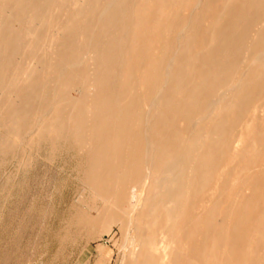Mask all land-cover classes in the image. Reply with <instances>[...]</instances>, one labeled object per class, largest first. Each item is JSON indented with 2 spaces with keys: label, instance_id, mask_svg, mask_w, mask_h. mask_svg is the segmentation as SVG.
Segmentation results:
<instances>
[{
  "label": "rangeland",
  "instance_id": "374dc122",
  "mask_svg": "<svg viewBox=\"0 0 264 264\" xmlns=\"http://www.w3.org/2000/svg\"><path fill=\"white\" fill-rule=\"evenodd\" d=\"M3 1L0 0V3ZM76 1L37 0L38 6L34 8V12L36 11L37 15L47 14V17L43 21H36L35 24L23 25L19 30L24 36L34 33V45L28 47L26 44L29 41L22 37L16 42H11V50L6 51L8 59L5 60L0 73L3 77L17 79V83L7 86L5 80L0 86V264H131L129 260H125L126 254L122 253L126 237L117 225L106 223L108 217L120 216L114 208H108L102 198L109 193L111 184L124 188L126 183L139 180L143 172L144 158L148 155L151 161L148 159L147 163L150 165L181 167L194 147L198 146L197 134L200 136L207 128L211 138L208 141L210 148L207 150L209 165L205 172L216 168L215 161L218 157L228 156L233 151L232 146L231 150L227 146L228 141L224 135L238 136L247 126H258L259 136L254 140L249 139V144L242 149L241 159L235 164H225L217 169L220 175L217 185L214 183V177H209L207 183L203 184L208 188L216 187L217 191H209L197 201L190 198L189 216L184 226L187 241L181 247L177 264H264V113L260 103L264 98V0H173L175 3L170 0L171 6L169 0H139V14L131 16L130 24H134L138 19L142 28L153 20L155 15L159 16L161 21L157 22L156 27L166 39L162 44L163 51H149L142 57L145 60L161 58L160 63L152 69H158L172 61L176 62L172 74L167 80H163V87L167 85L162 92H157V86L152 88L155 80V85H161V74L158 75L160 78L148 81L146 89L133 88L134 91L130 92L125 90L127 87L124 88L123 82L109 84L104 77L96 82L89 81L83 88L71 84L66 88H59V80L56 79L54 84V75L40 74L45 68L44 64L51 57L50 45L57 32L48 15L55 11L54 16H57V9H60L59 14L74 15L77 12L74 5ZM166 1L168 5H165ZM194 5L195 8L198 5L199 7L194 9ZM189 7L191 12L187 10ZM188 12L190 14H187ZM159 13L166 16H160ZM189 19L192 21L187 24ZM173 23L175 26L172 27ZM184 24H193V28L182 30ZM6 27L11 30L13 28L14 32L18 30V25L14 23L5 24L2 28L5 30ZM184 34L186 37L183 39ZM152 36L147 34L145 38L151 39ZM256 37H260L261 41L258 39L259 43L253 52L255 57L252 59L246 55V50L255 42ZM182 39L185 45L178 49ZM156 40L160 42L158 37ZM3 51L0 50L1 58ZM209 67L212 69L208 70ZM156 69L153 70L156 72ZM80 70L85 71L83 68ZM27 71L35 73L36 76L40 74V78L24 82L22 74ZM133 76L132 74L129 79ZM170 78L173 82L169 81ZM38 83L40 84L37 85ZM45 84L50 85L47 87L48 92L43 89L42 85ZM102 85L105 88H102ZM108 86L113 87L114 89H111L115 92L109 91ZM37 88L40 92L36 91ZM30 89H35L34 93L29 92ZM53 89L54 92L51 91ZM259 89L262 91L258 92ZM22 93L30 97L27 98ZM43 93H46L44 98ZM60 93L64 95L61 96ZM47 94L53 95L54 101L52 96L48 99ZM65 95L69 98V103ZM105 96L110 99L109 103ZM23 98H27L26 101H22ZM45 98L47 102L44 104ZM32 99L38 102L34 104ZM98 100H102L100 106ZM31 101L34 110L30 107ZM106 102L108 104H105ZM218 103H222V107L214 115L213 111ZM242 103L248 105L241 107ZM41 104L43 107L38 109ZM228 105H232L231 109H228ZM22 106L24 111L21 110ZM2 109L8 111L9 115L11 112L10 117L7 113L4 115ZM30 109L38 111L36 113ZM112 110L115 115L109 116L108 112L111 113ZM20 112L24 113L20 115ZM43 112H47L44 113L45 117L41 115ZM60 112H65L62 115L65 114L71 119L64 123L62 116H59ZM150 114L154 117L148 118ZM26 117L29 123L27 126ZM38 118L39 120H36ZM141 120L144 121L143 125ZM66 124H70L72 129L69 130ZM103 125L105 130H102ZM41 126L57 131L59 137L49 134L48 131L42 132ZM100 130L101 134L106 133V140L99 134ZM93 133L98 135L97 137L101 136L103 143L99 142L97 137L92 138ZM145 140H152L153 146L151 143L150 146L147 145ZM121 142L123 145L120 147ZM90 146L96 147V152ZM147 146L153 151L147 149ZM91 150L94 153L89 152ZM111 152L114 155H111ZM108 155L109 157H106ZM88 164H93L94 166L89 167L95 168L88 169ZM248 169L250 175L240 180L237 176L243 173L241 170ZM87 170L93 172L90 174ZM189 170L190 168H187L184 171L185 183L190 180ZM102 173H106L104 178ZM85 182L91 186L94 183H104L105 187L102 185L98 189L102 194L97 196L93 192L94 186L90 189L91 186ZM246 187L250 190H246ZM212 194H215V205L200 209ZM117 196L127 198L131 193L119 190ZM198 215H201L200 218ZM222 218L225 219L223 222ZM196 232L202 234L204 242L201 252L194 256L192 251L196 249Z\"/></svg>",
  "mask_w": 264,
  "mask_h": 264
},
{
  "label": "bare ground",
  "instance_id": "6f19581e",
  "mask_svg": "<svg viewBox=\"0 0 264 264\" xmlns=\"http://www.w3.org/2000/svg\"><path fill=\"white\" fill-rule=\"evenodd\" d=\"M138 1L139 0H77L76 4H74L77 7V12L74 15H66V13H65V15L59 14L60 9H57V12H58L57 16H54L55 11L50 12L49 13L50 15H48L49 19H50V21H53L52 24H54L57 32L55 34V39H53V41L50 45V49H51L50 51H52V52H50L51 57L49 58V61H47L44 64L45 68H44V70L41 71L40 74L43 75L44 73H46L49 75L51 74V75L56 76V77L52 76V78L53 79L55 78V80H53L54 82L56 81V79L59 80V82H60V85H58L59 88H66L70 84L73 86L76 85V86L83 88L84 86H86V84L89 81L90 82H94V81L96 82L97 80H100V78L104 77V78H106V82H109V84H113L116 82L117 83L123 82V86H124V88L127 87L125 90L128 89L127 90L128 92H130V90L134 91L133 88H138L139 90L140 89H146L148 87V85H147L148 81H151V79L154 80L156 78L161 77V82H162L161 85L160 84L155 85V83L157 81V80H155V81H153L154 84H153L152 88L154 89V87L157 86V88H158L157 92H160V91L162 92V89H164V87H166V85H167L166 84L163 87V82H164L163 80H167L168 79L167 77L172 74V72L175 68L176 62L174 63L172 61L170 63L165 64V66L163 65L164 67L163 66L158 67V69L153 68V69H156V72H155V70H153L152 67L154 65H157L158 63H160L161 58L160 59L155 58V59H151V60H145L142 57L143 54H145L149 51L150 52L151 51H154V52L157 51V53L163 51L164 45H162V44L165 42L166 39L163 36L164 34L162 35V32L160 31V29H158L156 27L157 22L161 21V20H159V16L156 17V15H155L152 18L154 21L150 19L151 21L148 22L147 24H145L144 27H142V28H141V24L138 21V19H136L134 24H130L129 20H130L131 16L132 15L137 16L139 14V12H137V7L139 5ZM174 1L172 0V2H174ZM39 2H40V0H39ZM168 2H170V0ZM184 2H185V0H184ZM165 3H166L165 5H168L167 1ZM37 4H38L37 0H4L3 2L0 3V50L5 51V52L3 51V53H4L3 57L2 58L0 57L1 58L0 59V72H1V69L3 68L5 60L8 59V57L6 56L7 55L6 51L11 50V49H9V48H11V47H9L11 42H16L17 40H19L23 37L22 39H26L29 41L28 44H26L28 47L34 45V40L36 38L35 34L34 33H27L24 36L21 32H19V30H20V28L23 27V25L35 24L36 21H43L47 17V14L37 15L36 11L34 12V10H35L34 8H36L38 6ZM156 4H158V3L156 2ZM169 5L171 6L172 3ZM147 6H148V3H147ZM69 7H70V5H69ZM197 7H199V5ZM196 8L194 5V9H196ZM178 9H179V7H178ZM187 10H190V7L187 8ZM146 11L147 10H145V12ZM192 11H193V9H192ZM176 12H177V10H176ZM190 12H191V10H190ZM153 13H155V12H153ZM150 14H151V12H150ZM159 14H161L160 16H162V15L166 16L165 14H162V13H159ZM182 14H184V13L182 12ZM187 14H190V13L188 12ZM114 17H115V19H114ZM173 17H174V15H173ZM163 18H166V17H163ZM217 18H219V17H217ZM164 21H165V19H163V22ZM169 21H170V19H169ZM189 21H190V19L188 20L187 24L189 23ZM11 23L18 25V30L15 28L16 30L14 32L13 28H12V30H11V28L8 29L7 27H6L7 29L5 28V30L2 28L3 25L11 24ZM166 23H168V22H166ZM174 23H173L172 27L175 26ZM160 24H161V22H160ZM187 24L182 25L181 29L187 31L188 29L191 30L193 28L192 27L193 24H191L192 26L187 25ZM165 25L166 24H164V28L166 27ZM130 27H131V29H130ZM241 30H243V29H241ZM147 34L153 35L152 38L146 39L145 36ZM156 37L159 38L160 42L156 40ZM185 37H186V35L184 34L183 39ZM183 39L179 42V44L177 46L178 49L179 48L181 49L185 45V41L182 42ZM258 39H259V41H261L260 37H256L255 42L252 43L250 45V47H248V49L246 50V55L251 57L252 59L255 57V54L253 52L256 50V47L259 43ZM176 42H177V40H176ZM189 42H190V40H189ZM52 46H54V47H52ZM178 49H176V50H178ZM138 50H139V52H137ZM170 51H171V49H170ZM153 55L151 57H153ZM259 57H260V54H259ZM10 61H12V59ZM6 63H8V62H6ZM82 65H83V67H82ZM263 65H264V62H263ZM81 68H83V70H85V71H81L80 70ZM8 69L10 70V68H8ZM211 69H212V67L211 68L209 67L208 70H211ZM77 70H80V71H77ZM104 72L107 74V77H105L106 74H104ZM40 74L38 76H40ZM132 74L134 75L133 78L129 79V77ZM158 75H160V77ZM38 76H36V74L33 72L31 73V72L27 71V72L22 74V79L24 82L27 83L31 80L32 81H34L35 79L38 80V78H40ZM172 78L169 79L170 82L173 80ZM5 80H6V83H5ZM4 83L7 84V86L10 84H16L17 79H13V78L9 79V78L3 77L2 74L0 73V86L3 85ZM39 84L40 83H38L37 85H39ZM47 84L42 85L43 89L47 90V87L50 86ZM54 84H56V82ZM54 84H52V85H54ZM103 85H102V88H105V87H103ZM109 87L110 86H108L107 88H109ZM33 88H34V86H33ZM39 88H40V86H39ZM111 88H113V87H110L109 91L114 93L115 91L112 90ZM19 89H21V87ZM71 89H68V90H71ZM33 90L35 91V89H32V90L30 89L29 92H31ZM63 90H61V92ZM148 90H149V88H148ZM34 91L32 93H34ZM36 91H38V88ZM51 91L54 92L55 90L53 89ZM107 91H108V89H107ZM244 91H246V90H244ZM261 91L262 90H260L258 92H261ZM38 92H40V91H38ZM46 92H48V90ZM111 92H110V95H111ZM229 92H230V90H229ZM67 93H68V91H67ZM79 93H80V91H79ZM117 93H118V91H117ZM117 93H116V96H117ZM22 95H25V94L22 93ZM45 95H46V93L43 95V98L45 97ZM60 95L63 96L64 94L60 93ZM158 95H160V94H158ZM47 96H48V99H50L49 96L50 97L52 96V99L54 97L53 95H50V94L49 95L47 94ZM107 96H105V97H107ZM114 96H115V94H114ZM254 96L255 95H253V97ZM26 97L29 98L30 96H26ZM111 97H113V95H111ZM128 97H129V95H128ZM24 98L22 101H26L27 98L25 100H24ZM46 98L44 100V104H45V101L47 102ZM65 99H68V103H69V98L66 97V95H65ZM115 99H116V97H115ZM32 100H34V104L38 102L37 100L35 101V99H32ZM105 100H106V98H105ZM105 100H103V102H102L103 104H104ZM107 100L109 103L110 99L108 98ZM134 100L132 102H134ZM220 100H221V98H220ZM242 100H243V98H242ZM53 101H54V99H53ZM100 101H102V100H98L99 104H98V102H96L99 106H100ZM111 101H112V99H111ZM31 102H32V104L30 105V107H31V109H33V106H32L33 101H31ZM151 102L154 103V101H151ZM108 103L106 102L105 104H108ZM112 103L109 105L111 106ZM260 103H261V107H262V113H264V98ZM27 104L29 105V102ZM19 105H20V102L18 103L17 106L19 107ZM28 105H27V107H28ZM113 105H115V104L113 103ZM246 105H248V103H242L240 106L244 107ZM34 106H36V105H34ZM231 106L232 105H228V109H231L230 108ZM41 107H43V105L38 107V109H40ZM50 107H52V105ZM101 107H98V108H101ZM145 107H146V105H145ZM221 107H222V103H218V106L215 108V111H213V114L215 115L216 113H218L220 111ZM23 108H24V106H22L21 110ZM104 108H105V106H104ZM104 108H103V110H104ZM115 108L117 109L116 106H115ZM156 108L154 110H156ZM31 109H30V111L34 110V109L31 110ZM48 109H50V108H48ZM108 109H110V108L108 107ZM112 109H113V107H112ZM6 110H8V108ZM132 110H133V108H132ZM146 110H147V108H146ZM14 111H16V110H14ZM17 111H18V108H17ZM23 111H24V109H23ZM35 111H36V109H35ZM35 111H33V112H35ZM37 111H36V113H37ZM94 111H96V110H94ZM113 111L114 110H112V112L110 111L111 113L108 112V115L114 114ZM7 112L8 111H4V113H5L4 115H6ZM51 112H52V109H51ZM66 112H68V111H66ZM104 112H105V110H104ZM9 113L11 115V112H9ZM23 113L20 112V115ZM44 113L45 112H43V114H41V115H44ZM63 113H65V112H63ZM63 113L60 112L59 116H62L63 121L65 123V121L67 122V120H70L71 118L67 117L65 114L62 115ZM120 113H121V111H120ZM147 113H149V111ZM153 113L155 115V111ZM31 114H34V113H31ZM45 114H47V112ZM91 114L92 113H90V116H91ZM142 114H143V112H142ZM10 115L8 117H10ZM154 115L150 114V116L148 118H153ZM118 116H119V114H118ZM142 116H144V115H142ZM151 116H153V117H151ZM27 117H29V116H27ZM27 117H26L25 121H27ZM44 117H45V115H44ZM55 117H57V116H55ZM2 118H3V120L5 119L3 116H2ZM141 119H142V117H141ZM182 119H184V118H182ZM23 120H24V118H23ZM36 120H39V118ZM51 120H53V118ZM92 120H93V118H92ZM9 121L10 120L8 119V122ZM105 121H104V123H105ZM109 121H110V119H109ZM152 121H153V119H152ZM2 122L4 123V121H2ZM6 122H7V120H6ZM6 122H5V124H6ZM12 122L14 123L15 120ZM23 122L24 121H22V123ZM36 122H35V126H37V123L39 124V122H37V123ZM143 122L144 121L141 120L142 125H143ZM146 122H147V120H146ZM157 122H155V123H157ZM230 122H231V120H230ZM3 123H2V125H5ZM89 123L91 124V122H89ZM28 124L29 123L27 121V124H25V126H27ZM148 124H146V125H148ZM215 124H217V123H215ZM121 125H120V127H122ZM15 126H16L15 129H16L17 125L15 124ZM105 126H107V124ZM262 126L263 125H261V127ZM66 127L68 129L69 128L72 129L70 124H66ZM102 127L104 128V125ZM108 127H109V125H108ZM120 127H119V129H120ZM124 127L127 128V126H124ZM233 127H231V128H233ZM76 128H77V126H76ZM113 128H114V124H113ZM126 128L124 131L127 130ZM23 129H20V131ZM34 129L35 128H33V131H34ZM40 129L42 130V132L48 131L49 134H52L55 137H59L57 131L52 130L50 128H47L46 126H43V127L41 126ZM102 130H105V128ZM108 130H110V129L108 128ZM31 131L32 130H30V132ZM167 131H169V130H167ZM186 131H188V130H186ZM90 132H92V131H90ZM119 132L121 133L122 131L119 130ZM143 132L145 133L148 131H143ZM258 132L260 133V131H258V126H253V127L247 126V128H245L244 132H241L238 136L231 137L228 135H224V137L228 141L227 146L230 147V150H231V146L233 148L232 154H230L228 156H221L220 158L218 157V159L215 161L216 162L215 163L216 168L210 169V170L205 172V168L209 165V164L207 165V162H208L207 150H208V148H210V145H208V141L211 138V135L209 133V128H207L203 133L200 134V136L197 134L198 146L194 147L195 149L192 150L191 155H189V157L187 158V161H184L182 163L181 167L175 168L174 165H169L170 167H160V165H156V164L150 165L147 163L148 159H150V158H148V156H149L148 155L146 157V159L144 158L146 165L144 163V166L142 167L143 172H142V174H140L139 180H136L135 182L133 181V182L126 183L124 188H122L121 186L119 187V185H116L114 183L111 184L110 189H108L109 193H106V195H103L102 198H103V201L106 204V206L108 208H114L116 211H118V214L120 216H110V217H108V219H107L108 222L106 221V223L117 225L120 228L122 235L124 237H126V242L124 243V245L122 247L124 249V250H122V253L124 252V255L126 254L125 260H129V262H131V264H152L154 262H158V263H162V264H177L179 253L182 250L181 247H183L187 241L185 238L184 226H185V223L187 222V218L189 216L188 208L191 205V199L197 201V199L200 196L204 197L209 191L216 192L217 191L216 187L208 188V187L204 186L203 184L207 183L209 177H210L209 179H211V177L212 178L214 177L213 178L214 183H215V185H217V182H219V179H220V175L218 174L217 169L220 166H223L225 164H231V163L235 164L237 162V160H240L241 159L240 157H242V149L247 144H249L250 138H251V140L252 139L254 140L255 137L259 136ZM101 133L102 132L100 130L99 134H101ZM112 133H114V130L112 131ZM125 133H127V131ZM213 133H215V132H213ZM104 134L106 135V133H104ZM104 134H101V135L104 137ZM218 134H220V133H218ZM92 135H94V133ZM146 135H148V134H146ZM97 136L94 135V136H92V138L93 137L96 138ZM97 138H99V142L101 141L100 138L102 139L101 136L97 137ZM109 138H111V137H109ZM105 140H106V138H105ZM152 140H150L151 142H148L149 140H147L148 144H147L146 140H145V142L147 145H149V143H151L150 145H152ZM102 141H103V139H102ZM121 141L123 142V140H121ZM212 141L214 143V140H212ZM215 141L218 142V140H215ZM86 142H88V141H86ZM122 142L119 145L120 147L123 145ZM177 142H178V140H177ZM95 144H96V142H95ZM95 144L92 143V145H95ZM154 145H155V143H154ZM175 145H177V144H175ZM85 148L87 149V147H85ZM99 148L100 147L98 146V149ZM146 148L149 149L150 147L148 148V146H147ZM221 148L223 149V147H221ZM86 149H85V151H86ZM92 149H93V151L96 152V147L92 148ZM89 150H90V148H89ZM102 150H104V149H102ZM226 150H227V148H226ZM101 151H100V153H102ZM152 151L153 150L151 149V152ZM89 152H92V150ZM108 152L110 153V151H108ZM112 152H111V155L112 154L114 155V153H112ZM146 152H144V153L146 154ZM92 153H94V152H92ZM97 153L99 154V152H97ZM158 153H157L156 157L158 156ZM104 154H105V151H104ZM104 154H103V157H105ZM106 157H109V155ZM144 157H145V155H144ZM105 161H107V160L105 159ZM149 161H151V159ZM92 162H90V163H92ZM94 162H96V161H94ZM100 162H101V160H100ZM87 163H89V162H87ZM92 165L88 164V167L92 166ZM91 168L89 167L88 169H91ZM93 168H95V167H93ZM187 168H190L189 176H188L190 180L185 183L184 182L185 180H183L185 177L184 171ZM105 170H106V168H105ZM109 170H110V168H109ZM87 171L90 174L93 172V170H92V172H90L89 170H87ZM249 171H250L249 169L247 171L241 170V172H243V173H241L237 177L240 180H244V179H246V177H248L250 175ZM103 173H102V175L104 178V175L106 173L105 174H103ZM187 173H188V171H187ZM238 173L239 172H237V175H238ZM102 175L100 177H102ZM88 176H89V174H88ZM94 176H95V174H94ZM134 178H136V177H134ZM98 180H99V177H98ZM89 182H90V180H89ZM110 182H112V181H110ZM201 183L203 186L201 185ZM85 184H86V182H85ZM90 184H91V182H90ZM90 184L87 183L86 185L91 186ZM102 185L104 186V183L103 184L102 183H100V184L94 183L90 187V189L94 186L93 189L94 188L95 189L93 190V192L96 193L98 196L99 194H102L101 192L99 193V190H98L99 187ZM248 187H246L247 188L246 190H250V188H248ZM119 190L120 191L125 190L126 192H130L131 196H129L127 198L123 197V196L122 197L117 196V192H119ZM187 195H189L190 197L188 198ZM214 195L215 194H212L211 197L209 198L208 202L203 203L202 206H200L199 208L203 209V207H204L206 209L212 205H215V200H214L215 196ZM104 203H102V204H104ZM206 205H207V207H206ZM255 212H256V210H255ZM241 214H242V212H241ZM200 216L201 215H198V218H200ZM84 219H85V217H84ZM224 220L225 219L222 218V222ZM229 220L231 221V217ZM82 222H81V224H82ZM200 224H202V220L200 221ZM85 227L83 226V228H85ZM257 231H259V230H257ZM195 237H196V242L194 244V247L196 249L194 251H192V255H194V256L201 252L202 244L204 242V240H203L204 238L202 237V234L200 232H196ZM124 240H125V238H124ZM122 248H120V249H122ZM121 258H124V257H121Z\"/></svg>",
  "mask_w": 264,
  "mask_h": 264
}]
</instances>
